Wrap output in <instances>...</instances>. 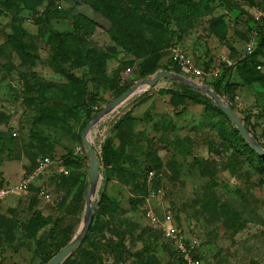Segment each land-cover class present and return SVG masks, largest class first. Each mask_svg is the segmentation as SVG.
Returning a JSON list of instances; mask_svg holds the SVG:
<instances>
[{"label": "rangeland", "instance_id": "374dc122", "mask_svg": "<svg viewBox=\"0 0 264 264\" xmlns=\"http://www.w3.org/2000/svg\"><path fill=\"white\" fill-rule=\"evenodd\" d=\"M161 1L168 7L164 27L140 0H0V183L18 184L44 154L71 151L78 158L71 178L51 170L38 178L49 200L35 191L0 199V264H41L36 248L44 231L52 230L54 248L76 236L89 172L83 128L120 88L159 70L183 74L172 61L173 45L202 68L230 65L219 95L264 148V0ZM199 2L187 12V4ZM48 20L74 33L62 64L86 91L52 67ZM255 28L263 68L254 72L260 80L248 83L239 63ZM21 31L19 46L14 35ZM188 87L162 78L93 127L101 174L91 242L60 264H178V249L146 219L148 209L170 211L180 228L198 234L204 264H264V160L236 137L211 97ZM37 115L46 123L36 125ZM108 144L118 153L111 166L103 162ZM103 193L108 201L100 205ZM34 215L49 223L35 231Z\"/></svg>", "mask_w": 264, "mask_h": 264}, {"label": "trees", "instance_id": "16d2710c", "mask_svg": "<svg viewBox=\"0 0 264 264\" xmlns=\"http://www.w3.org/2000/svg\"><path fill=\"white\" fill-rule=\"evenodd\" d=\"M140 2L145 6V8L152 15H154L156 17L157 24L159 25V27H164V26L168 25V20L166 18V13L168 11V7H166L165 4L161 0H140ZM104 4H105V2H102L100 4L101 7ZM200 4H201L200 2L199 3H191L190 7H188L189 4H187V12L189 11V9H199ZM106 5L108 7L110 6L111 9H114V8L117 7V5H115V4L109 5L107 3ZM142 18H143V21H145V22L149 21L146 16H142ZM138 19L140 20L141 17H138ZM257 21H259V20H257ZM155 24H156V22H155ZM47 28H48V32H49V43H50V46H51V48L53 49V52H54L53 60L51 62L52 67L57 72L61 73L64 77H66L67 79H73L75 85L78 88H80L81 90L86 91L87 87H86L85 81L82 78L76 77V76L71 75L70 73H68L67 70L64 68V66L62 64L61 57L70 53L69 47H68L69 39L74 33L72 31H69V30H65V29L64 30H60V29L56 28L54 26V24L52 23V21H50V20H48ZM254 30L257 32L256 46H255L254 52L252 54H250V55L246 54L242 58L241 62L239 63L240 64V67H239L240 68V72H241L244 80L246 82H248V83H251V82L256 81V80H260L258 75L255 74L254 72H259L260 70H262V69H258V65H262V64L258 63L257 60H256V57L258 56V54L261 52V49H262V40H261V38H259V34L260 33L257 30V28H255ZM23 33H25V32L21 31V33H18V34L14 35V43H17L19 46L23 45V41L19 37V35L23 34ZM170 46H171V44L169 45L168 49L170 48ZM153 51H155V50H152L151 52H153ZM79 52H80V58H82L81 56H85V53L82 50H79ZM170 52H171V50H170ZM173 63H174V65L176 67H178L180 69V71H182V69H181V67L179 65H177L175 62H173ZM211 66H213V65H210L209 63H207L205 68H203V69L204 70H208ZM218 66L220 67L219 75L214 80H211V81L204 80V83L212 85L214 87L215 91H217V93L221 94L222 91H223V88L225 86V80H228V79H226V78H228V75L226 74V71L224 70V68L225 69L228 68V67L230 68V65L228 66V64L225 65V63H224L223 67L221 66V64L218 65ZM199 67H200V65H199ZM129 87L130 86H126V87L120 88L117 97L119 95H121ZM189 89H191V87ZM217 110H218L219 113L225 115L228 118V116L224 112H222L219 107L217 108ZM42 116H45V115H37L35 117V121L34 122H35L36 125L45 124L46 123V121H44L45 118H43ZM233 133L236 134V137L239 136V138L242 141H244L243 137L240 135L239 131L236 128H234V132ZM16 135H14V136H16ZM80 139H81V135H80ZM81 141H82V139H81ZM0 149L2 150L1 143H0ZM42 156H50L53 160H60L65 165V167L70 170L69 174L66 175V174H64L62 172H58L55 167H50L47 171H50V170L54 171L59 176H62V177H65V178H71L72 177V169H71L72 166H77L78 165V158L71 151H69L66 154L61 155L59 157H57L54 153L53 154H44V155H41L39 157H42ZM39 157H37L35 159V161L31 164L30 167L25 168L26 174L31 173L35 169L36 164H37V159ZM117 157H118V153L116 151V148L111 146V144H108L105 147L104 154H103V162H104V164L106 166L113 165L114 161L117 160ZM257 158L260 161H262V160H264V155L257 154ZM99 159H100V163H101L100 156H99ZM88 170H89V168L87 169V172H88ZM42 174H40L38 176V178ZM38 178L33 183L30 184L29 192H33V191L38 192L39 189L41 188L40 185H38V183H37ZM84 178H85V175L83 176V179ZM0 187H2L1 183H0ZM107 201H108V198L103 193L102 196L100 197V205H104ZM48 223H49V221H47L46 219L42 218L39 215H34L33 218L31 219V224L34 226L35 231H39L42 227L46 226ZM93 225H94V222L91 224L90 229H89V231H88V233L86 235V238L83 241V244L86 243V242H91L89 232L92 230ZM51 232H52V230H50L49 232L48 231H44L41 234V236L39 237V239H38L37 248H36V254L40 257L41 264H46L47 262H49L63 247H65L67 245V243L65 242V243L59 245L57 248H54V244H55L56 241H54L52 239ZM78 248L79 247H77V249ZM68 256H70V254ZM153 264H162V263L161 262H155ZM178 264H185L181 257L178 258Z\"/></svg>", "mask_w": 264, "mask_h": 264}, {"label": "water", "instance_id": "95a60500", "mask_svg": "<svg viewBox=\"0 0 264 264\" xmlns=\"http://www.w3.org/2000/svg\"><path fill=\"white\" fill-rule=\"evenodd\" d=\"M162 78H170L177 80L193 89H197L205 92L216 105L224 112L229 119L236 126L240 135L245 139V141L259 154L264 155V148L256 140V138L250 133L249 129L246 127L243 118L228 104L223 98L213 89L210 85H203L200 81H194L190 77L183 74L176 73L171 70H159L153 77L144 78L126 89L121 95L113 99L106 107L100 110L93 119L83 128L81 132V139L84 144L86 155L89 160V172L86 176V212L84 217V223L80 228L79 232L74 236V238L63 247L49 262L46 264H60L64 259L71 254L86 238V235L92 224L95 208L97 202L93 201V195L98 190V184L100 181L101 174V163L97 150L93 144L92 139H90V132L94 126H96L103 118L108 114L113 112L119 105L125 102L132 95L137 94L143 90H146L148 87L154 86ZM89 180V186L87 185Z\"/></svg>", "mask_w": 264, "mask_h": 264}, {"label": "built area", "instance_id": "2783aa9c", "mask_svg": "<svg viewBox=\"0 0 264 264\" xmlns=\"http://www.w3.org/2000/svg\"><path fill=\"white\" fill-rule=\"evenodd\" d=\"M256 20H260L259 15L256 17ZM256 37L257 32L253 31L247 44L246 54L250 55L254 52ZM170 50L172 61L179 65L183 74L188 77H195L198 81L203 82L204 80H214L220 73V67L218 65L211 66L208 70L199 67L195 59L177 45H173ZM262 68V65H258V69ZM127 71L131 72L132 69L128 68ZM16 134L14 132V135ZM50 167H55L58 172L66 175L70 172L60 160H53L50 156L39 157L35 169L29 174H26L24 171L22 179L18 184L0 187V199L16 194H27L30 184ZM38 194L48 200L51 198V194L44 187L39 189ZM145 217L164 237L174 243L185 264H204L203 254L201 252V238L193 231H185L180 228L174 215L170 211H165L162 215H159L152 209H148L145 212Z\"/></svg>", "mask_w": 264, "mask_h": 264}, {"label": "crops", "instance_id": "0c3cea01", "mask_svg": "<svg viewBox=\"0 0 264 264\" xmlns=\"http://www.w3.org/2000/svg\"><path fill=\"white\" fill-rule=\"evenodd\" d=\"M196 61V60H195ZM197 62V61H196ZM214 66V65H213Z\"/></svg>", "mask_w": 264, "mask_h": 264}]
</instances>
